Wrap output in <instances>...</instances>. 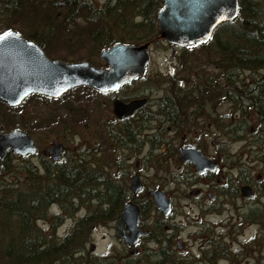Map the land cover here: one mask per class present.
Instances as JSON below:
<instances>
[{"label": "rangeland", "instance_id": "obj_1", "mask_svg": "<svg viewBox=\"0 0 264 264\" xmlns=\"http://www.w3.org/2000/svg\"><path fill=\"white\" fill-rule=\"evenodd\" d=\"M95 1L100 5L105 2V0ZM3 30L4 29H1L0 33ZM202 44L203 43L186 47V49L168 45L161 41L152 44L148 70L145 75L133 81L130 85L119 89V93H117L119 96L123 97L137 92H145L150 98V104L146 106L147 108L144 111L143 117L133 119L127 125V129L123 124L121 125L115 120H108V124L113 131H124L128 143L127 145H121L119 137L115 138V135L107 136V131L105 130H97L93 137L90 134V128L87 130V133L82 134H74L70 129L63 134L64 129L61 127L59 129V136L54 133L47 136V138L45 137L46 135L43 136L42 134L32 135L38 147L37 156L22 157L10 155L8 153L5 156V158H7L8 168L2 172L4 174L0 172V181L3 183L1 186L4 184L5 186H10L12 193L20 190L19 186H17L20 185V183H22L21 188L24 191H35V186H44L48 181L40 175H43L46 171L45 166L47 165L45 164L51 161L49 157L42 154V150L53 141V139L57 138V140L65 145L66 154L74 156L75 151L79 153L80 149H89L93 154V164L91 162V164L89 163L91 169L90 174L95 172L98 179H103L105 182L107 181V183L121 189L124 193V197H132L128 191V177L132 171H139L143 182V188L132 198L142 207L143 213L141 214V221L142 223L145 222V224H149V228L153 227L154 219H162V214L155 207L152 199L149 198L147 190L159 188L165 191L172 199V212L170 213L174 214L173 220L178 223V236L181 241L184 239L188 242V246L180 249L179 255L182 257L180 264H207L205 259H201L202 250L206 249L210 251L207 256H210L212 259L208 264H229L230 256L224 253L226 251L225 249L228 248V253H233L234 257L238 259V250L252 238H256L258 241H256L254 247H251L248 251H242L240 254V257H242V264H250L254 256L258 259L260 258L261 262L264 264V213L258 214L260 210H264V197H262V201L260 202L259 200L262 195H258L257 199H259L258 201L261 204H257L258 206L251 205V207L257 209L258 212L255 213L254 216H248L249 205L242 198L243 196H241V194L236 200L233 198L234 196L231 190L228 192L225 190L224 194L229 195H227V198H224L223 201L218 202L220 196L217 198L216 193L211 190L212 197L208 198L206 191L209 190V188L207 187L206 190L204 179L202 177H194L196 175H192L185 179V172H194L190 167H186L178 159L177 147L179 145L197 142L201 147H206L209 152H213L211 141H223V151L224 153L228 152L226 157L230 155L229 160H227L229 162L228 168L234 172L232 168L235 163L234 159H231L232 154L229 151L231 150V152H233L236 146V141L233 137H230L226 133L222 136L218 135L217 137L212 136L210 133L206 136L200 133L194 136L193 129H198L200 126L206 128L208 127V122L202 121L201 123L199 122V125H196L185 116H181L180 119L177 118L174 124H162V121H155L150 117V114L153 113L151 111L155 110L154 105L159 98L163 97L165 93L173 97L172 91L168 85H171L174 90L183 88V90L187 92L186 86L191 87L195 85L198 89L202 87L203 82L213 85L223 84L225 82L223 71L227 68L225 69L223 67L219 53L210 50L208 44ZM85 53H88V51H85ZM95 63H98V60H95ZM238 75L240 82L245 81L249 78V71L238 70ZM178 80L180 81L178 82ZM84 93V90H74L69 95L63 97L61 102L62 106L59 101L46 102L40 99L38 100L37 98H30L22 103L21 107L14 111V113H18L19 118L21 116L25 124L29 126L36 125V122L41 118V114L45 112L49 113L54 108H57L61 114H64L67 104L72 108L77 107V100L83 97L81 95ZM87 96L88 98L85 100L91 103L89 119L92 121L95 114L96 118H105L106 113L110 111V95H101L89 90ZM241 98L243 97L240 96V99ZM92 106L94 108H92ZM242 109H245L244 112L240 111L238 117L232 118L229 115L230 110H232L231 104L224 99V102L220 105V110L223 114L228 113V115L223 118L222 122L224 130H227L228 126L231 127L233 122L236 121L234 119L237 118L241 125L243 123L247 124L245 131L251 130L253 122L249 116V105H240V110ZM4 110V106L0 104V115ZM10 113L12 114L11 111ZM19 118L15 126L20 124ZM63 118H65L64 115ZM198 119L200 118L198 117ZM158 129L161 130L159 134H156ZM209 130L212 134H215L214 129L211 128ZM160 144L163 145L160 146ZM87 159L89 162V156ZM136 160H139L138 165H136ZM240 163H243V161L240 160ZM37 165H40V168H38ZM93 165L96 167L95 171L94 168H92ZM27 167L30 168V171ZM0 170H2V168H0ZM32 173L40 177L32 176ZM256 175L257 174H253L252 176ZM215 181L216 178L212 180L213 183ZM229 188H232V183L229 185ZM101 189V191H103L104 186H102ZM197 189H201V191L203 190L204 192L202 191V194L196 196L194 192ZM212 201L216 202L217 206L215 208L203 209L205 205L211 204ZM69 202L70 201H67V203ZM242 205H244V207H242ZM49 209V212L58 211L61 215H64V218L62 219L58 216L57 218H51L50 221L44 222L42 217L37 216L35 217V224L41 229L43 236H48L46 237L47 240L52 239L54 241H59L60 244L64 235L70 231L75 221L88 214L89 211L88 207L79 206L78 209L74 211L71 209L69 211L63 210L65 212L63 214L62 209L56 204L50 206ZM50 213L53 214V212ZM43 215L44 214H42V216ZM117 221L118 217L93 225L88 236L85 238L86 240L81 244L83 251L86 250V253L83 252L82 255L88 258L89 251L87 250H90V245L94 244V253L100 255L105 261L116 262L119 258H122L121 256L124 254V242L117 237L116 230L113 229V226H117ZM6 223L7 222H4L3 224L5 227ZM11 223H13V220L10 221V225ZM50 233L54 234V237H50ZM212 237L213 242L210 243L209 240H211L210 238ZM12 238L13 239L10 240L11 242H4L6 243L5 245L8 243H10V245H17L16 236H12ZM217 240L220 245L221 242H223L221 247L218 246L219 243ZM215 241H217V245H214ZM206 242L208 245L207 248L202 249L203 246H206ZM55 244L57 245L56 242ZM187 248L191 249V256L188 254ZM222 249L224 252H222ZM80 253L81 252H73L69 257L70 263H84L78 259ZM186 254H188L189 257L185 258L184 255ZM141 256L142 254L140 253L138 257L140 258ZM139 258L136 260L139 264H141L140 262L147 261L143 257V260H139ZM54 262L44 264H53Z\"/></svg>", "mask_w": 264, "mask_h": 264}, {"label": "trees", "instance_id": "obj_2", "mask_svg": "<svg viewBox=\"0 0 264 264\" xmlns=\"http://www.w3.org/2000/svg\"><path fill=\"white\" fill-rule=\"evenodd\" d=\"M238 2V16L221 24L212 39L202 45L208 44L210 50L219 53L223 67L227 68L223 71L225 81L229 71H249V78L239 81L236 86L243 97L240 99L242 101L248 99L247 93L252 87L248 82H264V0ZM160 7L161 0H105L101 5L95 0H0V31L16 30L37 43L51 58L64 61L88 59L95 63L100 48L116 42L142 43L154 40L158 34L156 14ZM228 81L232 82L230 79ZM81 90L85 93L78 98L77 107L72 108L67 104L64 114L54 108L49 113L41 114L40 120L32 126L25 124L22 117L14 113L21 105L10 108L0 102L5 109L0 115V132L21 126L31 135L42 134L46 138L53 133L59 136L61 127L64 129L63 134L68 129L74 134L87 133L92 125L89 119L91 103L85 99L91 89L82 87ZM175 91L176 98H186L183 88ZM30 98L46 102L59 101L41 95H31L28 100ZM18 118L20 124L15 126ZM79 151H75L74 156L66 154L61 164H45L46 171L40 176L48 182L44 186L39 185L40 189L34 185L35 191L22 190L20 183L17 185L20 190L12 193L10 186L4 184L2 187L0 181V264L52 263L58 258L66 261L73 252L81 251L75 248L86 240L93 225L118 217L121 202L125 198L109 189L108 185L104 186L107 181L102 182L90 174L89 152L84 148ZM6 160H0L1 173L8 168ZM32 176L40 177L35 173ZM54 204L62 211H74L79 206L89 208L88 214L72 225L59 246L54 240H47L48 236H43L35 224L37 216L42 217L44 222L58 217L49 212V207ZM11 220L13 223L10 225ZM4 222H7L6 227ZM52 233L50 237H54ZM12 236H16L17 245H5L4 242H11ZM217 241L214 245H217ZM256 241L258 239L253 238L244 244L238 250V259L233 253H228V248L225 252L222 249V252L230 256L229 264H242L240 254L254 247ZM221 245L219 243L218 246ZM206 258L208 264L212 259L210 256ZM250 264L263 263L254 256Z\"/></svg>", "mask_w": 264, "mask_h": 264}, {"label": "water", "instance_id": "obj_3", "mask_svg": "<svg viewBox=\"0 0 264 264\" xmlns=\"http://www.w3.org/2000/svg\"><path fill=\"white\" fill-rule=\"evenodd\" d=\"M238 14V0H162L156 15L159 37L169 44L187 46L211 37L214 28ZM14 35L0 42V100L16 106L29 94L59 98L68 90L89 86L100 92L114 91L119 86L142 75L148 60V43L116 44L98 52L101 62L108 65L95 67L87 60L63 62L47 57L43 49L10 30ZM3 33V34H4ZM2 34V35H3ZM145 98L128 102L115 98L112 113L118 119L131 115L145 104ZM17 155L34 154L37 147L33 138L19 128L0 133V159L8 152ZM51 161L63 159V144L54 139L43 150ZM181 162L190 161L197 172L214 170L215 163L192 147H181ZM142 188L137 174L129 178V190L135 195ZM247 186L242 190L248 193ZM243 192V193H244ZM154 205L163 215L171 209V199L163 190L148 191ZM245 194V193H244ZM140 209L131 199L123 202L118 220V237L135 251V244L142 234ZM94 246L91 245V249Z\"/></svg>", "mask_w": 264, "mask_h": 264}, {"label": "flooded vegetation", "instance_id": "obj_4", "mask_svg": "<svg viewBox=\"0 0 264 264\" xmlns=\"http://www.w3.org/2000/svg\"><path fill=\"white\" fill-rule=\"evenodd\" d=\"M233 70V69H232ZM227 81H225L223 84H209L203 82L202 87L196 88L195 85L191 87H187V92L184 91V95H186V98H176V91L174 88L170 86V89L172 91L173 97L168 96L166 93L163 97L159 98V100L155 103V110L151 111L153 112L150 114V117L152 119L160 120L162 121V124L170 123L174 124L176 123L177 118L180 119L181 116H185L188 120L192 121L194 124L201 123L202 121H205L208 125L206 128H195L193 129V135L197 136L198 133L201 135H207L210 133L212 136L217 137L218 135H223L226 133L230 137L236 138V146L233 152L230 151L231 159H234V166L232 169H234V172L229 170V160L230 155L227 156V153H224V143L223 141H211L213 152H209L206 147H201L197 142L187 145H179L177 147L178 152V159L180 157V148L181 147H192L196 150H199L203 156L206 158H209L215 163L214 170L206 169L203 172H197L195 170L194 164L190 161L181 162L186 167H190L191 170L194 173H187L185 172V179L188 177H191L192 175H196L194 177H202L205 181L206 190L207 187L209 190H207V196L208 198L212 197V191L216 193L218 202L223 201V199L227 198V195L224 194L225 190L226 192L230 191L232 192V195L237 200V197L243 196L242 198L248 203L249 209H248V216H253L255 213L258 212L257 209H254V207H251V205H257L262 200V197H264V82L261 83H250L252 85L251 88H249L247 96V100L249 105V116L252 119L253 125L251 127L250 131H245V127L247 124L241 125L239 123V120L234 119L236 121L233 122L232 126H228L227 130H224L223 127V118L228 115L223 114V112L220 110V105L222 102H224V99L228 101L229 104H231L232 110H230L229 115L233 117H238V113L240 110V105H247V104H241L240 103V94L239 91H237L236 86L239 85V75L238 71L228 72ZM228 79H230L232 82H229ZM167 89V88H166ZM109 103H110V111H108L105 115V118H96V114L93 117L92 125H90V134L94 137L97 130H105L107 136L115 135V138L119 137V142L121 145H127L126 136L124 135L123 130L119 131H113L111 129V126L108 124V120H115L116 122H119V124H123L125 128L127 129V125L135 118H141L143 117L144 111L150 104L149 97L145 92H137L134 94H130L127 96H119L116 94H110ZM117 97L122 99L123 101H129L131 99L135 98H145L146 102L145 104L140 107L138 110H136L131 116H128L124 119H117L112 115L111 107H112V100ZM108 103V104H109ZM153 109V108H152ZM151 109V110H152ZM147 115V114H146ZM198 117L200 119H198ZM213 122V123H212ZM214 129L215 134H212L209 129ZM161 129L157 130L156 134H159ZM175 132V131H174ZM129 136V135H128ZM139 140V139H138ZM241 141V143H240ZM241 144V145H240ZM163 145V144H162ZM160 144V146H162ZM89 152V163H92V157L93 154L88 149ZM37 156V154H35ZM34 155V156H35ZM245 157V159H244ZM240 160L243 161V163H240ZM63 161L59 162L61 164ZM90 163V164H91ZM139 160H136V165H138ZM231 163V162H230ZM37 164V163H36ZM93 164V163H92ZM38 168H40V165H37ZM226 167V169H225ZM92 168H94V171L96 170V167L93 165ZM236 172V173H235ZM137 174L143 188V182L141 180V175L139 171H132L128 177V184H129V178L131 175ZM253 174H257L256 176H252ZM92 176L96 177L97 175L95 172L91 173ZM216 178V181L213 183L212 180ZM232 178V179H231ZM98 179V178H97ZM236 179V180H235ZM102 182H105L103 179H98ZM127 181V179H126ZM232 181V182H231ZM232 183V188H229V185ZM105 185H108V188L112 191H115L116 193L119 192L122 196L124 193L121 189L118 187L111 185L109 183H105ZM243 186H247V192L251 195L246 194L242 190ZM228 187V189H227ZM142 188L138 191L140 192ZM159 189V188H154ZM150 189L147 190V193ZM128 191L131 194L132 197L136 196L132 195L131 191L129 190L128 185ZM203 191V190H202ZM201 189H197L194 193L196 196L202 194ZM204 192V191H203ZM245 194H244V193ZM262 195L260 197V200L257 199L258 195ZM149 195V193H148ZM124 197V196H123ZM130 197V196H129ZM130 197V198H132ZM125 201L127 197H124ZM150 198V195H149ZM246 198V199H245ZM133 199V198H132ZM239 199V198H238ZM134 200V199H133ZM260 202H259V201ZM172 201V199H171ZM215 203V204H214ZM123 204V202H121ZM261 204V203H260ZM216 202H211L209 205H205L203 209H212L215 208ZM258 206V205H257ZM244 207V205H242ZM122 208V205H121ZM120 208V210H121ZM238 208V207H237ZM172 212V205L171 209ZM169 212L168 215L164 216L162 213V219H154V225L152 228H149V224L140 223V229L142 230V234L139 237L138 241L135 244V251L131 252V249L128 247L127 244H123L124 254L121 256L122 258H119L116 262H109L105 261L100 255H97L94 253V250L91 249L87 250L88 252V258L84 255H82L83 252L86 253V250L83 251V248L79 244L75 249L81 250L78 252L80 253V256L78 259L84 263L82 264H139L136 262V260L139 258V254L141 253L142 256L139 258V260H147L146 262H140L141 264H180L181 258L179 253L180 249L185 248L187 245L186 240H180L179 238V232H178V223H176L174 219V214H171ZM264 213V210H260L258 214ZM149 229H148V228ZM161 228L160 229H158ZM113 229L117 231L116 226H113ZM212 235V234H211ZM209 242H213V237L210 238ZM57 243V246H59V241H55ZM208 242V240H207ZM207 242L206 246H203L202 249L207 248ZM91 246V245H90ZM188 254L191 256V249L187 248ZM206 250H202V260L206 258ZM188 254L184 255L185 258L189 257ZM143 257V258H142ZM184 258V259H185ZM186 260V259H185ZM69 258L66 260V262L63 261V259L58 258L56 262L53 264H72ZM44 264V263H40Z\"/></svg>", "mask_w": 264, "mask_h": 264}, {"label": "snow or ice", "instance_id": "obj_5", "mask_svg": "<svg viewBox=\"0 0 264 264\" xmlns=\"http://www.w3.org/2000/svg\"><path fill=\"white\" fill-rule=\"evenodd\" d=\"M14 34L11 32L4 33L3 35H0V42H3L6 40V38L13 36Z\"/></svg>", "mask_w": 264, "mask_h": 264}]
</instances>
